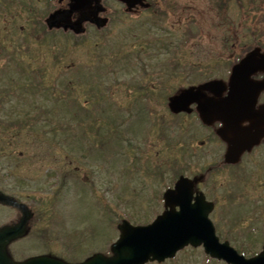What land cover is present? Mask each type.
<instances>
[{
  "label": "rangeland",
  "instance_id": "obj_1",
  "mask_svg": "<svg viewBox=\"0 0 264 264\" xmlns=\"http://www.w3.org/2000/svg\"><path fill=\"white\" fill-rule=\"evenodd\" d=\"M57 1L0 0V97L1 88L7 93L0 102V135L6 137L0 140L5 148V155H0V186L28 203L36 215L30 235L11 248L17 259L52 253L79 261L95 251L108 253L119 236L118 222L153 220L164 210L161 193L173 185L176 174L185 170L182 173L192 177L220 163L224 152V145L211 140L198 121L186 113L175 114L168 106L169 96L180 88L219 72L226 74L227 67L208 64L218 56L210 55L213 42L203 37L208 29L212 34L222 32L217 28L221 0H149L155 2L151 10L134 14L120 2L105 0L110 24L102 31L90 28L84 35L48 29L44 17ZM224 9L236 11V0H225ZM191 13L199 25L204 24L201 34L185 44ZM156 14L170 33L165 35L152 23ZM30 22L35 24L34 35ZM154 33L167 36L172 50L180 43L175 55L153 50V41L147 47L144 39H153ZM177 61L180 73L173 69ZM187 63L195 64L191 75ZM88 78L95 84L96 106L86 101ZM70 80L76 83L68 85ZM76 96L79 107L99 111L93 117L80 113L74 121ZM41 106L53 110L55 118L64 117V123L71 120L72 127L81 124L77 141L83 142V149L77 141H66L63 123L51 119L61 134L42 136L40 128L25 124L12 138L20 124L5 118L16 115L19 119L14 120L20 121L33 108L34 120L43 111L35 112ZM104 134L108 140L100 139ZM202 139L207 141L204 145L199 144ZM91 140L92 155L85 143ZM254 154L256 163L247 157L242 165L220 167L200 185L217 203L212 213L217 234L247 257L264 243V154ZM61 169L64 179L58 187L60 181L51 172ZM238 172L245 176L242 181L236 178ZM99 202L105 205L102 211L87 207L95 204L101 210ZM148 264L228 263L208 257L202 247L190 246L174 258Z\"/></svg>",
  "mask_w": 264,
  "mask_h": 264
},
{
  "label": "water",
  "instance_id": "obj_2",
  "mask_svg": "<svg viewBox=\"0 0 264 264\" xmlns=\"http://www.w3.org/2000/svg\"><path fill=\"white\" fill-rule=\"evenodd\" d=\"M78 3L83 4L84 0H78ZM256 62L258 63L253 53L235 66L229 83V95L224 99L209 98L200 87L184 89L170 98L169 105L175 112L188 110V105L193 100L198 102L206 122L215 119L224 122L218 132L228 142L226 160L229 162L238 161L246 148L258 142L257 134L262 130L263 115L255 110V105L259 93L264 89V80L254 81L244 77L251 70L261 67L256 66ZM218 83L220 81H212L202 87L209 88ZM245 119L251 123L243 127L241 123ZM196 180L198 178L191 180L182 176L175 189H170L165 194L166 206L170 208L152 224L142 226L123 221L119 226L121 236L112 246V256L98 253L78 263L51 255L34 256L25 261L13 260L7 246L13 239L27 232L26 225L32 214L25 204L0 192V202L15 205L23 212L18 224L0 229V264H145L148 260L162 261L172 257L188 244H204L207 252L233 264H264V250L255 257L245 258L228 241L220 242L208 216L214 207L213 203L208 202L203 194L192 202ZM177 205L180 206L179 210L176 209Z\"/></svg>",
  "mask_w": 264,
  "mask_h": 264
},
{
  "label": "flooded vegetation",
  "instance_id": "obj_3",
  "mask_svg": "<svg viewBox=\"0 0 264 264\" xmlns=\"http://www.w3.org/2000/svg\"><path fill=\"white\" fill-rule=\"evenodd\" d=\"M70 1L71 0H59V10L54 16V19L51 21L55 24L56 28L63 27L64 29H76L83 27L84 23L94 22L98 26L101 24L102 20L100 18L99 7H104L101 3L103 0H89L87 2V5L81 10L70 9ZM241 2L242 0H236V11L234 10V12L225 10V0H221L219 7L222 10L217 11L219 12L218 19H220V22H217V28L220 27L222 32H215L212 34L213 31L208 29V31L204 33L205 36L203 35L204 38L207 37L209 42L211 40L213 42V47H208L210 52H212V54L210 55L215 56V52L218 56V58H213L208 61V64L210 66L217 65L233 67L252 51H257L259 55L260 53L264 54V0H248L249 3L247 5ZM130 5H132V3H130ZM107 8L108 7H106L105 9ZM145 9L146 8H144L142 5H135V7L133 8L135 12H143ZM233 13L235 14V16L232 17L231 14L233 15ZM194 18L195 16L192 13L187 16V42L193 40L192 38H196L197 36H199V34H201V32L199 31L202 24H204L202 23L201 25H199ZM245 25H247L248 27H245ZM195 27H197L198 30ZM226 28H228V30H225ZM222 56L224 57L223 59H221ZM190 64L193 65V63ZM247 78L263 79L264 70H259L249 75V77ZM226 94L227 90L221 92L219 96L218 90L215 88L213 91L206 92L207 96L215 98L225 97ZM263 96L264 91L259 97L258 105L264 103ZM196 107V103H193L191 105V112L189 113V115L192 117L193 121H198L203 129L210 132V135H212L210 138L212 139V137L215 136L214 134H216L217 129L222 126V122L215 121L212 125H206L201 120ZM247 124H249L248 121L243 122V125ZM206 142L207 141L202 140L201 144L204 145ZM224 144L226 146V143ZM256 151L264 154V135L261 137V141L258 145L254 146L251 151L245 152L243 154L241 161L238 164L243 162V160L247 157H249L250 160H254V162L256 163L257 157L256 154H254V152ZM257 156L260 155L258 154ZM209 169L211 172V170L214 169V166L210 165ZM202 171L203 169L198 170V172L200 173ZM242 174L244 175L245 171H243ZM242 174L241 172H238L236 175L241 177L243 176ZM103 209H101V211ZM0 210L6 212H0V222L3 220V218L9 220L10 222H17L19 217L21 216V212L18 209L11 207L9 208L8 206L1 203Z\"/></svg>",
  "mask_w": 264,
  "mask_h": 264
},
{
  "label": "trees",
  "instance_id": "obj_4",
  "mask_svg": "<svg viewBox=\"0 0 264 264\" xmlns=\"http://www.w3.org/2000/svg\"><path fill=\"white\" fill-rule=\"evenodd\" d=\"M75 83L76 82L72 83V80H70L69 83H68V85H72V84H75ZM86 84H87V88H88V91H87L88 92L87 93L88 95L86 97V101H89L90 103L93 104V102L98 101L96 98H94L95 96H92V93H93V89H94L95 84L92 83L89 78H88ZM23 92H26V91H23ZM60 95H61V93H60ZM97 95H99V94H97ZM97 98L100 100V97L99 96H97ZM2 99H3V97L2 98L0 97V102H2ZM74 100L75 101H74L72 107L74 108V106H75V110L78 109V108H81V107H79L81 103L78 101L77 96L74 97ZM0 109H1V107H0ZM29 110H31V111H29ZM39 110L40 111L43 110V111H41L38 115H35L34 120L36 122H34L33 115H31L32 112H33V108H29L27 111H25V112H27V114H25V116H23V117H20L21 118L20 121L19 120H14V119H19L18 117H16V115L7 116V118H5V121L6 122H9L10 120H13V121H17V123L21 125V126L20 125L17 126V131L18 132L16 131L15 132V136H13L12 138H15L16 139L21 134V131H22V129H23V127H24L25 124L27 126L31 127V128L32 127L33 128H36V127L40 128V133H42V136H47V135L55 134V131H57V130L53 128V122L54 121H56V122L59 121L60 123H63L61 125H62V127L64 129V132L66 134V138H68V140L70 138V139H75L77 141V139L80 138L79 135H78L79 131L77 130L79 128L76 127L77 126V122L75 123L76 126L75 127H72V126H70L71 120L65 121V123H64V122H62V120L64 119V117H62L61 115H57L58 117L55 118L54 117L55 112L53 110L49 111L44 106H41V107H37V109H35V112H37ZM97 111H99V110H96V109L95 110L94 109L91 110V109H87V108L83 107V108H81L80 111H77V112L75 111L76 113L73 112V117L75 119L74 121L77 120L76 117H78L80 113L81 114H84V115H82L84 117L85 116H87V117H90V116L93 117L95 115V113H97ZM103 112H105L104 109H101V114H103ZM111 115L113 117V114H111ZM50 119L53 122L52 121H49ZM0 121H3V118H2L1 115H0ZM0 124H1V122H0ZM64 124H65V127H64ZM49 125H51V126H49ZM59 128H61V127H59ZM71 129H72V131H71ZM57 134H61V130H58L57 131ZM5 138L6 137L0 135V140L1 139L4 140ZM100 139L101 140L102 139L108 140L109 137L106 134H104V136H100ZM3 147H4L3 144L0 142V148L2 150H5V148H3Z\"/></svg>",
  "mask_w": 264,
  "mask_h": 264
}]
</instances>
